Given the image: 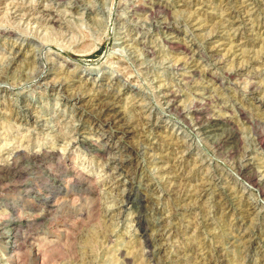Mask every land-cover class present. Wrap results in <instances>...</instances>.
<instances>
[{
  "label": "rangeland",
  "instance_id": "rangeland-1",
  "mask_svg": "<svg viewBox=\"0 0 264 264\" xmlns=\"http://www.w3.org/2000/svg\"><path fill=\"white\" fill-rule=\"evenodd\" d=\"M259 138L264 0H0V208L29 182L46 212L0 216V264H264V187L238 170L263 182ZM38 145L54 164L13 180ZM46 174L88 190L43 202Z\"/></svg>",
  "mask_w": 264,
  "mask_h": 264
},
{
  "label": "bare ground",
  "instance_id": "bare-ground-1",
  "mask_svg": "<svg viewBox=\"0 0 264 264\" xmlns=\"http://www.w3.org/2000/svg\"><path fill=\"white\" fill-rule=\"evenodd\" d=\"M53 40V39H52ZM21 63V62H20ZM3 71V70H2ZM172 96V95H171ZM170 96V97H171ZM169 97V99H170ZM175 96L173 95L172 98H174ZM172 100V99H171ZM170 100V101H171ZM259 101V100H258ZM104 102V101H103ZM103 106V105H102ZM103 108V107H102ZM105 108V107H104ZM103 108V109H104ZM109 108V107H108ZM107 108V109H108ZM102 111V110H101ZM104 111V110H103ZM194 118L196 120V125H198V127L202 128V129H205V130H214L215 128L217 129V127L220 125V123H218V119H215L213 117H205L204 115L200 114V111L198 110H194ZM225 122V121H224ZM221 126V125H220ZM102 127V126H101ZM220 128V127H219ZM219 130V129H218ZM221 130V129H220ZM225 131V130H224ZM217 134V133H216ZM225 134V133H224ZM229 134V133H227ZM231 135V134H230ZM222 136V135H221ZM231 138V137H230ZM259 140V145L261 147L264 148V141L261 140L260 138L258 139ZM21 142V141H20ZM228 142V141H226ZM71 143V142H70ZM10 143L6 142V146L9 145ZM81 145L86 148L87 151H90L94 154H97L101 159H103V157L105 156V153H110L111 152V148H108V147H104V144L103 146H101L100 144H97L95 142H85V141H82L81 142ZM8 147V146H7ZM39 147V151L37 152H32V153H27V152H23V151H16V153H11L9 155V158L11 156V160L13 161L12 164H20L19 166H26V168H24V170L22 169L21 172L19 173H15L12 178L13 180L18 178L20 179L21 177L23 176H28L27 175V172L29 169L31 170H44V169H48V163H46L45 160H49L50 159V163L53 165L54 164V160H55V154L47 149H44L43 146H40L38 145ZM67 148V147H66ZM19 149V148H18ZM65 151V150H64ZM58 155V154H57ZM127 156V155H126ZM118 157V156H117ZM61 160H63L62 158H60V161L57 163L60 167V169H66L65 166L62 167L61 166ZM112 161L115 160V158L112 157L111 159ZM126 160V159H125ZM117 161V160H115ZM121 161V160H118V162ZM123 161V160H122ZM121 161V162H122ZM121 164V163H120ZM239 164V163H238ZM11 165L7 164L6 166H2L0 165V173H2V171L5 170V172L7 171V173L11 174L13 173L11 168H10ZM31 166V167H30ZM56 166V164H55ZM254 166V165H253ZM48 167V168H47ZM51 167V166H50ZM120 167V166H119ZM54 169V168H53ZM118 169V168H116ZM254 168L251 166V163L250 164H246V165H242L240 163L239 167H238V170H239V173H241L243 176H249L250 177V180L253 182L254 185H258L260 187H264V180L263 182H256L254 180V174H255V170H253ZM18 170V169H17ZM67 170V169H66ZM45 171V170H44ZM47 171V170H46ZM50 171V169H49ZM56 171V170H55ZM72 171V170H71ZM18 172V171H17ZM53 172V171H52ZM49 173V172H48ZM55 173V172H53ZM69 176L66 172V175L65 177ZM80 176L79 178H76L75 180H79V181H83L85 178H87L85 175L81 174L80 173ZM42 177V176H41ZM46 182H47V185L45 187V189L41 190V191H38V192H35L33 193L38 195V198H40L41 200H43V202L45 201H50L52 196L53 195L54 197H74L75 195H78L79 194V191H83V192H87L86 190H88L87 188H84L81 187L80 190L78 191H68L66 190L64 192V188H63V180L61 179V177H57L55 175H50V174H46ZM39 178V177H38ZM28 179V178H27ZM42 179V178H41ZM74 179V178H73ZM88 179V178H87ZM256 179V178H255ZM9 181V180H7ZM20 181V180H19ZM24 181V180H23ZM33 181V180H32ZM125 180H123V183H126L124 182ZM45 182V181H44ZM71 182V181H70ZM129 183V182H128ZM38 184V183H37ZM42 184V183H41ZM75 184V183H74ZM87 184V183H86ZM121 184V183H120ZM8 186V185H7ZM38 186V185H37ZM125 186V185H124ZM9 187V186H8ZM17 187V185H16ZM15 187V188H16ZM33 185L29 182H22V183H19L18 185V189H19V199L18 201L20 200V202H17L15 204H12V206L8 207L6 205V207L4 209H1L0 208V216H9L10 215H17L21 218V224L23 226H25L26 224L30 223L32 220H35L36 218H39V217H42L44 216V210L42 209L41 211H43V213H39L38 211H36L35 209L33 208H28L26 207L24 204L28 201V198L29 196L31 195V189H32ZM35 188V187H34ZM33 188V189H34ZM12 189V188H11ZM40 189V188H39ZM71 190V189H70ZM130 190V189H128ZM90 192V191H89ZM127 193V192H126ZM139 193V192H138ZM140 194V193H139ZM15 195V194H14ZM132 196L133 194L131 192H128L126 194V196H124L125 198V201L128 202V203H131L133 202L132 201ZM141 196V195H140ZM136 198V197H135ZM9 199V198H8ZM65 199V198H64ZM146 199V198H145ZM34 200V198H33ZM73 200V199H72ZM37 202V200H35ZM91 201V200H90ZM124 201V200H123ZM136 204L138 206V211H137V215H136V222L137 224H140V220H141V217H142V213L145 211V209H147L146 207V204H145V201L142 200V198H138L136 200ZM0 202H5L4 199H0ZM14 202V201H13ZM22 202V203H21ZM42 202V201H41ZM55 202V201H54ZM57 203V202H56ZM66 203V202H65ZM135 203V202H133ZM6 204V203H5ZM37 204V203H36ZM135 204V205H136ZM30 207V206H29ZM136 207V206H135ZM50 211V210H49ZM98 212V211H97ZM45 217V216H44ZM46 220V219H44ZM20 223V222H19ZM13 228V227H12ZM11 228V229H12ZM55 231V230H54ZM146 231V230H144ZM53 232V231H52ZM8 233V236L7 238L10 240L9 241V244H10V250L12 252H15L16 251V240H17V235L13 234V233H10V230L7 232ZM12 234L14 236H12ZM70 237V236H69ZM46 239V238H45ZM146 239V238H145ZM44 240V239H43ZM52 242V241H51ZM148 243H150L151 241H147ZM50 243V242H49ZM52 243H55V242H52ZM56 246V245H55ZM57 247V246H56ZM35 250V249H34ZM32 251V249H31ZM36 251V250H35ZM39 251V250H38ZM34 252V251H33ZM40 253H41V250H40ZM37 254V253H36ZM36 256V255H35ZM44 256V255H43ZM42 256V257H43ZM48 259V258H46ZM50 259V258H49ZM45 260V259H44ZM42 260V261H44ZM53 260V259H52ZM41 261V262H42ZM42 264V263H41Z\"/></svg>",
  "mask_w": 264,
  "mask_h": 264
}]
</instances>
